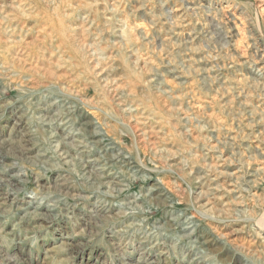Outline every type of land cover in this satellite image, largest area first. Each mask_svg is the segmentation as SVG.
<instances>
[{"label":"clouds","instance_id":"clouds-1","mask_svg":"<svg viewBox=\"0 0 264 264\" xmlns=\"http://www.w3.org/2000/svg\"><path fill=\"white\" fill-rule=\"evenodd\" d=\"M0 264H264V0H0Z\"/></svg>","mask_w":264,"mask_h":264}]
</instances>
